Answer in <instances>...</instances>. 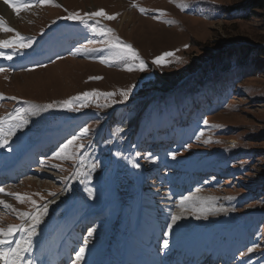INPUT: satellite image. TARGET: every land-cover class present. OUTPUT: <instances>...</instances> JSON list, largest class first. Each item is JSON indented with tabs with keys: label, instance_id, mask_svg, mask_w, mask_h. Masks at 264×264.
Instances as JSON below:
<instances>
[{
	"label": "rangeland",
	"instance_id": "1",
	"mask_svg": "<svg viewBox=\"0 0 264 264\" xmlns=\"http://www.w3.org/2000/svg\"><path fill=\"white\" fill-rule=\"evenodd\" d=\"M258 1L260 0H187L188 7L184 11L170 0H54V4L59 7L51 4L38 7V3L35 6L19 7V13L12 14L13 24L5 23L3 26L14 29L21 36L35 37L32 46L23 50L22 58L37 51L40 53L43 43L48 47L60 41H73L76 48L86 43L85 46L89 48L101 50L68 55L39 69L0 72V94H3V98H0V116L6 115L19 101L41 105L52 102L59 104L93 90L101 95L88 97L87 107L73 101L68 108H53L57 113L49 119L46 127L30 130L24 125L17 130L8 145L0 148V161H7L2 165V170L36 145L42 136L46 138L42 141L60 137L62 144L82 127L91 129L87 136L77 139L69 146L68 151L74 153L73 158L54 157L58 147L45 157V162L37 166L33 173L26 171L20 182L0 187L5 189L4 193H0V200L18 211L33 212L36 209L28 200L20 203L7 193L30 196L36 201V208H39L55 196L73 191V173L81 162L77 157H82L87 151L102 122L110 121V114L124 102L133 103L137 107L145 104L144 108L147 107L138 123L139 132H142L146 140L138 151L129 149L122 154L119 151L122 139L117 134V126L110 128L106 123L107 139L92 154L86 176L81 180L83 184L81 182L77 186L83 193H87L86 188L92 189L100 205L91 201L84 207L85 210L79 208L80 214H111L118 209L121 202H118L116 196L121 193L117 192L115 183L118 181L119 168L125 167L132 180L129 183L125 180L127 186L131 187L130 197L128 204L122 206L132 205L133 225L144 224L149 220L148 200L156 196L153 194L158 190L156 187L160 186L154 182L156 189L153 192L148 179L156 180L168 166L175 167V171H172V176L169 171L162 176L161 184L170 179L176 182L184 175L177 177L175 172L191 164H202L205 166L202 168H213L212 181L202 182L199 188L193 189L186 196L215 197L213 207L223 208L224 211L209 214L207 219L203 218V214L200 219H196L185 211V220H180L185 229L172 233L175 239H171L169 234L168 240H177L187 232H193H190L193 226V229L200 225L209 226L230 217L244 220L247 216H259V223L254 227V236L247 241L244 255L233 264H264V49L259 48L264 47V10L255 7ZM139 8L149 11L141 14ZM101 9L107 15H115V19L97 16L84 25L85 29L76 19H64L68 13L78 12L83 16L84 13ZM155 10H162L164 14ZM165 20H174L176 23L167 24L163 22ZM73 23L78 26L72 28ZM93 25L112 29L110 35L131 45L145 62V71H128L127 65L132 61L102 64L101 58L110 56L111 50L103 48L99 43H88L89 40L102 39L91 32ZM15 32L0 31V39L15 40ZM0 51L3 52L1 49ZM261 51L263 53H259ZM169 52L172 55L164 57L162 62L165 66L152 64L154 58ZM243 54L247 56L244 61L240 59ZM20 56H14L10 61L13 62ZM67 60L76 63H66ZM135 63L139 64V61ZM90 77L100 79H89ZM178 84L181 85L174 89ZM130 87L128 99L123 100L119 95L120 90ZM105 93L113 95H102ZM154 93H160L161 96L153 99L151 95ZM11 97L17 99H10ZM73 107H79V111L68 110ZM205 120L208 121L207 125L204 124ZM200 132L203 135L198 138L197 134ZM158 140L162 142L160 147L165 146L167 140L169 142L163 154L155 148ZM205 140L209 142L205 143ZM45 142L43 145H47ZM184 142L186 144L181 146ZM80 143L85 147L76 152L75 145ZM188 145L191 147H187ZM169 153H176L175 159ZM130 161L138 163L140 167H133ZM93 162L97 167L90 172L89 179V165ZM162 167L164 170H161ZM163 189H167L165 192L169 190L167 186L161 187L158 199L167 200L169 197H164ZM181 197L183 196L179 195L174 202V199L168 200L172 202L170 213L179 211L177 204ZM169 205L159 201L161 208ZM74 208L77 206L74 205ZM128 210L130 213V209ZM107 219L105 226L101 222L98 232L89 238L84 259L79 264L90 262V252L99 246L95 242L98 236L102 238L106 230L110 226L112 229L116 224V219ZM20 222L11 209L0 205V227L6 228L9 224ZM242 245H245L244 241ZM249 248H252V252H248Z\"/></svg>",
	"mask_w": 264,
	"mask_h": 264
},
{
	"label": "snow or ice",
	"instance_id": "2",
	"mask_svg": "<svg viewBox=\"0 0 264 264\" xmlns=\"http://www.w3.org/2000/svg\"><path fill=\"white\" fill-rule=\"evenodd\" d=\"M40 5L51 4L52 6L59 7V5L54 4V0H37ZM170 2L176 3V6L180 8L181 11H184L185 8L188 7L187 0H170ZM5 3L9 5L13 9V11L19 13L20 9L12 4L10 0H5ZM133 6H136L135 4ZM141 14H146L147 9L139 8ZM160 12L163 15L162 10H155ZM118 15V14H117ZM97 16H103L106 19H115V15H107L103 9L98 10L97 12L93 13H84L83 16L80 13H68L64 19H76L79 21L80 24L87 25L88 21L94 20ZM158 18V17H154ZM167 24H175L176 21L174 20H165L163 21ZM99 24V21H96ZM4 21L0 18V31L3 32H15L14 29L10 27L3 26ZM91 32L96 34L97 36L102 37L101 40H89L88 43H99L103 46V48H107L111 50V54L108 57L101 58L100 62L102 64H113L118 62H128L132 61V63L127 65V70L132 71L138 69L139 71H145V62L140 59L137 54V51L132 48L129 44H124L119 37L112 36V29H104L98 28L95 25L91 26ZM43 31V30H41ZM15 40L9 39H0V49H12L11 54H5L4 52L0 51V57L5 60H12L14 56L22 55L23 50L30 48L35 40V37H24L21 36L19 32H15ZM188 47V45H185ZM101 49L98 48H89L83 44L73 50V54H80L84 53L87 54L89 52H96L100 51ZM172 53H164L161 57L154 58L152 60V64L156 66H165L163 65L164 57L171 56ZM135 61H139V64H136ZM6 71L5 68L0 67V72ZM89 79H100V77H90ZM131 91V87L127 90H120L119 95L123 98V100L128 99L129 92ZM101 95L100 93H96L95 90L93 92H84L76 97H71L68 100L61 101L59 104L57 102H52L49 104H45L42 106L39 105H32L29 102H25L29 104L28 108L26 109H17L11 113L6 115L0 116V148L5 147L8 145L9 140L16 135L17 130L22 128L24 125L28 124V116L35 115L38 112H43L48 109H53L56 107H63L68 108L73 101L79 102L82 106L87 107V99L92 95ZM105 96H112L113 93H105L102 94ZM0 98H3V94H0ZM10 99H17L16 97H11ZM99 106V105H98ZM70 111H79V107L69 108ZM204 124L207 125L208 121L205 120ZM91 129L87 126L82 127L80 131L73 135L71 139L66 140L64 143L60 144L58 150L53 154L54 157L60 158L63 156L65 159H71L74 157L73 152H69V146L73 145L74 141L77 139L83 138L89 134ZM199 136L203 135V132L197 134ZM208 143V140L204 141ZM85 145L80 143L75 145V151L79 152L80 149L84 148ZM187 147H191L188 145ZM117 155H120L117 153ZM169 155L175 159L176 153H169ZM80 159L81 164H83V157H77ZM150 159H154L153 157H149ZM133 167L139 168L140 165L135 163L134 161H130ZM55 167V165H53ZM97 167L95 162L89 165V179H90V172L94 171ZM82 173L77 168L73 176H79ZM88 193V196L91 197L93 195L92 189L86 188L85 189ZM5 189L0 188V193H4ZM7 195L13 196L18 202L23 203L25 200H28L33 208L36 210L33 212H21L15 209L12 205L6 203L3 200H0V205H2L5 209H11L12 213L16 215L17 219L21 222L19 224H9L6 228L0 227V261L2 264H36L35 261L27 259L25 257V253H28L32 249L33 244V237L36 235L37 227L40 225L43 217L47 214L48 204L45 203L39 208H36V201L32 200L30 196L21 195L18 193H7ZM36 195H39L37 193ZM49 195H54V193H49ZM43 199V197H41ZM216 198L215 197H198V196H183L181 197L180 201L177 204V208L179 209L178 212H171L170 214V221L166 225V230L164 231L163 235L167 237L170 234V231L173 229L174 225H177V222L184 218V212L188 211L191 215H194L196 219L201 218V214H203V218L207 219L209 214H214L216 211H224L223 208L216 209L213 207V202ZM229 199H231L229 197ZM15 233H20V237L15 241L12 240V237ZM93 235V230L89 229L87 235L84 237L83 245L80 246L79 251L76 252L75 260L73 264H79L81 260L84 259L85 249L88 244V240ZM169 247L168 240L165 239L163 241V248L167 249ZM248 252H252V248L248 249ZM241 256L244 255L243 252L240 254Z\"/></svg>",
	"mask_w": 264,
	"mask_h": 264
},
{
	"label": "bare ground",
	"instance_id": "3",
	"mask_svg": "<svg viewBox=\"0 0 264 264\" xmlns=\"http://www.w3.org/2000/svg\"><path fill=\"white\" fill-rule=\"evenodd\" d=\"M31 1L32 0H13V2L16 5H20V6H22V8L23 7H26V5L29 2H31ZM60 1L65 2L66 0H60ZM40 6H42V5L39 4L38 7H40ZM14 12L15 11H13V9L11 7H9V5L6 4L4 0H0V17L3 19L4 24L5 23L6 24L7 23L13 24L14 21L12 19V17H13L12 14H14ZM125 17L128 18V15H125ZM130 19H128V20H130ZM52 54H53V51H50L49 53H44L41 56V59L42 58L43 59H49L51 56H53ZM34 57H38V56L37 55H34ZM69 62L72 63V64H75L76 63V62H72V61H68L66 63H69ZM61 63H63V62H61ZM50 83L52 84V81ZM159 95H160V93H157V94L154 93L153 95H151V97H154V99H155V97L157 98ZM151 97H150V99H152ZM150 102H151V100L149 101V103ZM29 103L32 104V105L42 106L41 104H38V103H35V102H29ZM28 106H29V104H27L25 102H19L16 105V107L11 112H13V111H15L17 109H26V108H28ZM56 113L57 112L55 111V109H48V110H45L43 112H38L35 115H30V116H28V121L29 122H28V124H26V128L32 130V129L37 128V127H43V126H45L46 124L49 123L48 122L49 119L51 120V118L54 117V115H56ZM143 115H144V109L139 110V109H137V106L132 105L131 103L124 102V103L120 104L119 107L114 111V113L112 114V119H111L112 122H110L108 125L110 126V128H114V123L116 122V119H118L124 125V128L125 129H129L132 126L133 127L134 126L135 127H139V123L138 122L143 117ZM106 131H107V128H106V130L104 131L103 134L100 133V132H98L91 139L89 148L87 149V151L82 156L83 157V164H81V162H80V165L78 167L79 168V171L82 173V175H79V176L74 177V180H73V184L75 185V187H74L75 189L73 191H70L68 194L61 193L58 196H55L54 198H52L50 201L47 202V204H48L47 214L43 217L40 225L37 227L36 235L33 237V244H32L31 251L28 252V253H25V257L27 259H29V257L31 255L38 256L39 254H41V252L43 251V248H45L47 246V244L49 242V239L53 236L54 232H56L55 231L56 229L57 230H63V229L66 230L67 227L70 224L75 223V222H78L84 216H88V215H83V214L81 215L80 214L81 212H79V208H81L82 210H85L84 207H87L91 203V201H93L95 204L100 205V201L96 197L97 195L95 196V194L93 193V195L91 197H89L88 196V193H83L82 191H80L78 189L77 186H79L81 182L83 184V181H81V180H82V177L85 175V172L87 170L88 164H89L90 159H91V156H93L92 154H94V152L96 151L97 147L104 140H106L104 138L105 135H106ZM123 140H124V138H123ZM123 143L120 144V148L123 146ZM45 144L49 145V142L47 141V142H45ZM126 144L127 143H125V145ZM131 145H132V142L129 144V146H131ZM122 154H123V152H122ZM3 164H4V161L1 160L0 161V167H2ZM203 169L206 170V169H208V167L202 168V170H200V171H204ZM119 174H118L119 177H117V180L118 181H117V183H115V186L117 188V192H120L121 195L120 196L118 195L116 197H117V200L119 199L118 202H121V205L122 204H128V200H129V197H130L129 196V194H130L129 188H131V187H128L127 186V183L125 182V180L129 183L132 179H130L128 177L129 174H127V168H125V167L119 168ZM166 190L167 189H163V191H164L163 194H164V197H166L165 195H168L169 198L167 200H172L176 196H179V194H175L173 192H169V190H168V192H165ZM147 192H149V191H147ZM157 194H160V193H157ZM147 195H148V193H147ZM111 197H112V195H111ZM95 204H92V205H95ZM74 205H76L77 208H74ZM130 207H131V205L123 206L122 207V210L120 212L116 213L118 215V223L115 224L112 229H110L111 226L109 228L107 227L108 228L106 230L107 233L102 238L100 236H98V238H97L96 241L94 239V241L96 243L97 242L100 243V245H99L98 248L96 247L95 252H93L92 255L90 256L91 257L90 262L89 263H86V264H91L92 260H93V264H95L94 262L98 263V260H100L105 255V252H108L112 257L115 255V253H116V247H117V242H118L117 241V239H118L117 238V234H118V232L120 230V226H121V223H122L121 218L124 221H128V219H129V210L128 209ZM95 214H92V216H94ZM95 216H98L99 219H95L94 221H96V222H102L103 225H104V223H106V220H108L107 219L108 218V214L105 213V212H100V213L96 214ZM114 216L115 215H113V217ZM231 218L232 217H230V219ZM111 219L112 218L110 216V220ZM183 219L185 220V218H183ZM186 219H189V218H186ZM181 221H182V219H181ZM232 222H233V224H238L239 223V225H242V227L244 229H248L249 226H250V224H251L250 217H246V218H244V220H242V219H236L235 218V220L233 219ZM111 224H112V222H111ZM187 226H188V224H187ZM193 228H194V226H193ZM193 228L192 227L190 228V230H193V232H191V233H188L187 232L188 233L187 236L194 235V237H193V243H194V245H198L200 242H202V240L206 241V238L205 239L203 238L199 242V237L205 235L204 234V232H205L204 230H205V228H207V225H205V226L200 225V226H198L195 229H193ZM184 229H185V226L182 227V224L180 223V221H178L177 222V225H174L173 226V229L170 231V234H171V237H172L171 239H175V237H174V235L172 233H174V232L176 233V232H178V230H184ZM177 234H175V235H177ZM195 235H197V236H195ZM95 236H96V234H95ZM19 237H20V233H15L13 235V237H12V240L15 241ZM150 242H152V238H151ZM169 249H170V246L168 247V250ZM0 264H2V263H0Z\"/></svg>",
	"mask_w": 264,
	"mask_h": 264
},
{
	"label": "trees",
	"instance_id": "4",
	"mask_svg": "<svg viewBox=\"0 0 264 264\" xmlns=\"http://www.w3.org/2000/svg\"><path fill=\"white\" fill-rule=\"evenodd\" d=\"M255 7H258V8H261V9H263L264 10V1H258L257 3H256V6ZM259 53H263L262 51L261 52H259ZM246 54H243L242 55V57L240 58V59H243V61L246 59ZM239 62V61H238ZM256 63V62H255Z\"/></svg>",
	"mask_w": 264,
	"mask_h": 264
},
{
	"label": "water",
	"instance_id": "5",
	"mask_svg": "<svg viewBox=\"0 0 264 264\" xmlns=\"http://www.w3.org/2000/svg\"><path fill=\"white\" fill-rule=\"evenodd\" d=\"M260 49H264V47H259Z\"/></svg>",
	"mask_w": 264,
	"mask_h": 264
}]
</instances>
